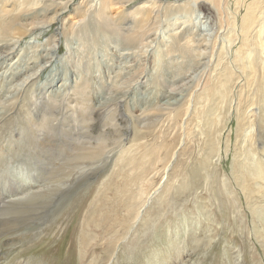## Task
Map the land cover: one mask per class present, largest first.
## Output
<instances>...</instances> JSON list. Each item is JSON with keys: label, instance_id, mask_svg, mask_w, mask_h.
<instances>
[{"label": "rangeland", "instance_id": "obj_1", "mask_svg": "<svg viewBox=\"0 0 264 264\" xmlns=\"http://www.w3.org/2000/svg\"><path fill=\"white\" fill-rule=\"evenodd\" d=\"M66 1L68 0H57L52 6H47L44 14L41 13L34 17L33 21L35 19L44 21L52 17L53 9L56 8L59 12V19H56L50 27L38 28L36 32L34 31L33 36L28 35L24 38L15 54L0 60V111L9 110L7 117L0 121V153H3L2 158H0V194L12 190L24 181H37V186H30L32 190L44 188L48 185L47 178L55 181L52 175L57 173L55 167L59 170L61 165L58 162L57 165L54 163L55 167H51L55 152L53 155L50 153L48 159L41 158L40 164H34V162L25 163L26 157L22 154L20 157H15L12 149L9 150L8 148V130L15 131V133L19 131V127L8 128L10 126L9 120L18 118L21 123L26 124L22 116H25L27 109L21 108V104L25 102L24 99H27L28 93H30L28 92L29 89L37 94L42 93L41 95L45 96V99L50 96H59L58 99L60 100L64 94H68L66 89H63L64 87L60 88L62 86L61 81L66 78L68 86L69 84L70 86L73 85L74 81L88 80L91 90L100 94L109 93L111 86L119 84V89L128 93L129 101L134 98L140 99L144 96L142 90L144 81H141V77L144 76L145 80H151L154 77V62L158 60L159 55L166 54L171 40L169 33L181 28L180 21L186 20L182 15L184 12L180 14L172 9L175 5H182V2L186 0L179 2L166 0L158 7L160 11L159 23L155 26H149L152 29L149 31L148 38L142 43V47L132 46L129 48L125 43L128 33L124 28L129 26L133 19L128 17L123 20L120 19L123 18L124 10L133 11L146 0H114L112 14L117 17L116 28L121 27V30L119 29L120 33L112 36L101 31L98 20L94 16V12L100 7V0H69L68 4L65 3ZM83 1L85 2L82 3ZM204 1L209 4L212 3L209 0ZM257 1H260L261 7H264V0ZM43 2L47 4L45 0ZM9 3L12 5L14 2L8 0L7 3H0V6L5 7L4 13L0 15V28H2L3 22L12 17L10 13L12 7ZM61 5L64 7L62 8ZM83 8L87 12L86 17L76 16L77 9L81 11ZM216 10L217 19L212 23L216 27L214 30L218 29L217 38L219 40L215 38L216 42L214 41V43L216 44L213 45L215 49L212 46V60L202 61V64L204 61L207 62L209 68L204 69L205 71L200 69L201 71L196 73V78L191 83L192 87L174 85L159 88L160 94L172 93V91L179 93L182 89L189 88L192 98L190 96V103L186 105L184 102L185 106L182 108L183 111L188 109V113L186 112V115L180 117L181 119H174L173 115L170 116L165 111L156 126L147 122L137 125V129L133 128L132 123L127 119H121L120 128L122 130H120L119 136L123 134V140L126 142L121 150V155L128 150V162L126 158H123V161L120 153L117 152L112 158V162L104 170L92 175L90 179L84 180V183L77 184L78 181H73L75 184L70 183L72 188L62 190L55 197L45 199L40 204L29 208L17 205V210L13 214L10 213L9 206L0 205V264H147V260L159 254L169 240L179 246L181 251L180 254L170 253V264H264V220L252 212L253 209H250L246 201V195L240 190V185L234 181L236 164L246 163L242 162L244 156L239 157L241 152H244V155H250L252 164L262 158V154L259 152L261 144L257 145L258 148L251 147V140L249 139L252 135L258 134L254 116V112L257 110L253 106L248 107L250 105L248 97L251 96L252 92L245 85L246 77L239 70L238 59H236L237 52L242 46L238 37L239 27H232L235 29L234 33L228 34V30L231 28L227 27V23L232 24L236 20L234 16L240 12L236 0H221ZM238 17L237 20H239ZM66 19L67 21L64 23ZM73 23H76L75 29L77 31L85 28L83 26H87V28L81 33L78 32V35H72L69 30H71ZM120 24L126 26L122 28ZM222 26L224 29H220ZM65 27L68 31L62 34L61 30L64 31ZM208 27L206 34H214L213 26ZM56 34H60L59 49L53 58L67 56L69 52L67 41L71 40L74 62L65 61L64 64L59 60L52 62L42 73L39 72L36 75L33 86L35 89L30 88V84L23 88L19 87L20 78L16 79L19 74L18 71H20L19 68L22 69L19 65H22L24 69H29V73L38 70V67L46 59H39L38 56H41L42 52L33 46L46 43ZM0 39V47L8 44V39L4 35L0 36ZM95 42L97 44H94ZM223 44H226L227 54L224 56L226 60L222 62V65L227 62L230 63L229 67L237 74L236 81L230 91L228 103L224 102V105V103L216 101L213 103L214 105H211L214 106V109L219 108V111L215 112L216 115L213 116L214 109L210 107L212 111L209 115H212L197 121L200 107L195 106L194 98L202 92L204 93L207 85L213 84L217 73L223 72L222 65L217 67L220 59L218 56ZM173 61L169 60L167 70L175 67L177 63ZM74 66L76 67L74 68ZM31 67H35V69L31 71ZM67 70L68 72H66ZM163 75L164 77L168 76L166 71L163 72ZM59 78L61 80L58 82ZM205 95L208 96V94ZM76 97L78 99L80 95ZM145 98L148 101L159 99L153 98V94L145 95L144 100H146ZM77 99L75 98V101L80 102ZM92 99L94 98L92 97ZM207 103V101L203 103V111L208 109ZM44 112L46 115L40 114L39 120L41 117L49 118L52 113L55 115L57 113L56 109L51 107L45 109ZM239 114L244 118L246 117V120L240 122ZM215 116H218L216 118L217 123L214 124L213 128H210L207 125L208 119H213ZM170 117L171 119H169ZM147 124L149 126L146 128ZM101 125L100 122L95 123V134L100 133ZM26 127L32 132H37L40 125L26 124ZM28 129L27 134H29ZM55 129L57 130L58 127ZM214 129H216L215 143L218 152L208 161L206 156L210 153V145L214 141L207 138L206 132L208 130L213 132ZM45 131L49 137L55 134V131H50L47 128ZM108 136L112 138L111 134ZM15 138L13 137L14 140H16ZM170 145H174V149L170 150ZM131 158H135V161H129ZM118 159L121 160L119 164L123 161L120 167L116 165ZM133 162L136 163L133 164ZM167 162L170 163L165 171L167 174L164 176L163 167ZM123 163L126 168H121L124 167ZM202 168H206V171H203ZM115 170L118 173L120 171V173L118 174ZM58 172L60 174V170ZM127 173L130 174L127 175ZM137 174L142 179L145 178L144 175L147 176L144 181L145 184H148L150 179L155 182L154 188H150L151 193L149 192L150 195L147 198L141 199L139 197V201L137 198L135 203H131L133 206L129 202L127 205L124 203L126 197L123 191L127 193L135 191L137 187L133 186L131 181L137 177ZM198 174L208 178V186H206L207 183H203L200 188L193 191H184L187 182L194 180ZM246 174H243L242 177L248 178V174ZM132 175L133 177L130 179ZM122 178L130 179V184H126ZM257 184H261V182L253 185L257 186ZM69 192L72 193L71 196L68 195ZM114 196L119 198L115 200L113 199ZM253 197L256 206H263L264 200H260V195L255 194ZM146 199L148 202L142 206L141 203ZM124 204L127 206L126 208ZM203 205L209 208V221L201 210ZM115 208H121V210L116 211ZM119 213L120 216H118ZM124 215L128 217L126 216V218ZM129 218L133 219L130 225L124 222L123 226L121 219L129 220ZM109 227L110 231L108 232ZM177 231H181V234L177 235ZM116 239L118 242L112 249V243L113 241L116 242ZM191 239L195 240L196 243L190 245ZM107 240L110 242L107 243ZM110 250L113 252L108 255Z\"/></svg>", "mask_w": 264, "mask_h": 264}, {"label": "bare ground", "instance_id": "obj_2", "mask_svg": "<svg viewBox=\"0 0 264 264\" xmlns=\"http://www.w3.org/2000/svg\"><path fill=\"white\" fill-rule=\"evenodd\" d=\"M45 1L47 2L48 5L45 4V2H43V0H13L14 3L13 4L11 3L12 5H10V3H9V5L12 7L11 12H10L12 14V17H10L5 22H3L2 23L3 26H2V28H0V36L4 35V37L6 39H8V44H6V46L4 45V46L0 47V60H3L4 58H7V57L15 54L17 48L19 47V45L22 44V42L24 41V38L26 36H28V35L33 36L35 34V32L38 30V28H48L52 25V23L56 19H59V17H58L59 12L55 8L52 10V17L48 18L47 20L39 21V19H35L33 21L34 17L43 13L44 10L47 9V6H52L53 4L56 3L57 0H45ZM100 1H101L100 7L94 12V16L98 20V23L101 27L100 28L101 31L104 34H111V36L113 34L120 33L119 29L121 27L116 28V26H115V23H117V17L112 14V7L115 4L114 0H100ZM165 1L166 0H149V1L146 0L144 3H141L140 6L136 7L133 11H128V10L123 11V14H122L123 18L120 20H123L127 17L133 19V22H131V24L129 26H127L126 28H124L126 26L125 24H120V26H122V28H124V30L128 33V36L126 38L125 43L127 44V46L129 48L132 46H137V47L141 46L142 47V43L148 38L149 33H150L149 31L152 29L149 26H151V25L155 26L157 23H159L160 11L158 10V7L161 6V4L164 3ZM173 1L179 2L182 0H173ZM209 1L213 3V4L210 3L211 5L218 7L221 0H209ZM2 2L4 4V3H7L8 0H0V3H2ZM84 2L85 1H83L82 3H84ZM65 3L68 4L69 0L66 1ZM182 3H183L182 5L173 6L172 9L176 10V12H178L180 14H182L181 12H184V14H182V15H184L186 20L180 21V25H182L181 28H178L177 30H173V32L169 33L171 40L168 44V50H167L166 54L164 53V55H159L158 60H156L154 62V64H155V66H154V77H152L151 80H145L144 76L141 77V81H144L142 83V90L144 91V96L142 98H140V99L134 98L131 101H129L128 100V93L119 89V84L116 86H111L109 93L100 94L98 92H93L91 90L90 83L88 80H83L80 82L74 81L73 85L70 86V84H69V86H68V84L66 83V78L64 79V81H61L60 84H62V86H60V85L59 86H60V88L64 87L63 89H66L68 94H64L60 100L58 99L59 96L51 97L50 95H48V96H50L48 99H45L44 98L45 96L43 97L41 95L42 93L37 94L34 91L29 89L28 92H30V93H28L27 99H24V101L26 103L24 102L23 104H21V108L27 109V111L25 112V116L24 117L22 116V119L26 121L27 125H33L34 124L35 126L40 125V127L38 128L37 132H32L27 127L25 128L26 124L24 125L23 123H21V120H19L18 118L16 120H9L8 119L10 122L9 123L10 126H8V128L12 129L13 127H15V128L19 127V131L16 133H15V131L8 130V132H7V137H9V139H8L9 140L8 141L9 147L8 148H9V150L12 149L15 157H20V155L22 154V156L24 155L26 157L24 160L25 163H28V162L33 163L34 162V164H36V163L40 164V162L42 161L41 158L48 159L49 158L48 155L50 153H52V155H53V152H55V153L57 152V154L54 153V155H53L54 159L52 161V165L51 164L50 165H51V167L52 166L55 167V165H57L56 163L59 162L61 164V165L59 164L60 165L59 166L60 174H58L59 170L57 169V167H55V170L57 171V173H56V175H52V177L55 178V181H52L53 179H51V178H47L46 181H48V185L45 186L42 184L45 187L39 188L38 190L37 189L32 190L30 188V186H37V183H36L37 181L36 182H35V180L34 181H24L23 183L19 184L18 186H15V188H13L12 190L1 193L0 194V205L9 206L8 208H9V210H11L10 213L13 214V213H15L14 211L17 210V205L23 206L24 208H29V207L35 206L36 204H40L45 199H51L52 196L55 197L58 193H60V191L62 192V190L65 191L66 189L72 188L73 186H71L70 183H72L73 181H75V182L78 181V182H76L77 184H79L81 182L84 183L83 182L84 180L86 181V179H90V177L92 175L99 173L101 170H104V168H106V166L110 162H112V158L114 157V155L117 152H119L121 155V150L126 143L123 140V138H124L123 134H122V136H119V133L121 132L120 130H122L120 128L121 127V119H127L129 122L132 123V127L133 128L135 127L137 129V127H136L137 125H140L141 123H147V122L151 123L152 126H156V124L159 122L160 118L164 115L165 111H167L170 114V116L173 115L174 119L175 118L178 119L180 117L182 118L184 115H186L188 113V109L183 111L182 108L185 106V104L188 105V103H190V99L192 98L191 91L189 90V88H184L179 93H176V91H172V93L169 92V93H164V94H160L159 88L160 87H170V86H174V85H183V87H185V86L192 87L191 83L193 82V79L196 78L195 77L196 73H198V71L200 69H203V70L207 69L208 64L205 61H206V59L212 60V57H213L212 46L216 44V43H214V41L216 42L215 38L217 40H219V39L217 38L218 37V29L214 30L216 27H215V24L212 23L215 19H217L216 18V16H217L216 7L211 6L209 3H206L204 0H200V1L199 0H186ZM166 4H164V5H166ZM261 4L262 3H260V1H257V0H236V5H237V8L240 12V13L237 12V13H239L238 14L239 17H238V15L234 16V17H236V20H234V22L232 24L227 23V27L229 26L231 28L228 30V34L234 33L235 29H232V27L236 28L238 26L239 30H240V33L237 32V33H239L238 34L239 36L238 35L237 36L239 37V40L242 42V46L240 47V49L237 52L236 59H238L237 62L239 65V70L242 72V75H244L246 77V81H244V82H246L245 85H247L248 89H250V91L252 92L251 96L249 95V97H248V103L250 104V105H248V107L253 106V107H255V110H257L256 112H254V114H255L254 116L256 119L255 124L257 126L258 134L256 136L252 135V137H250L249 139L251 140V143H250L251 147L255 146L258 148L257 145L261 144V148L259 149L260 150L259 152L262 154V158L260 160H257V162L255 164H252L251 159L249 158L250 155L249 154L244 155V152L243 153L241 152L239 157L244 156V159H242V158L241 159H242V162H246V163H244V164L243 163H237L236 164L235 170H234L235 171L234 174L236 176L234 175V181L236 184L240 185L239 186L240 190L243 192L244 195H246L245 196L246 201H247L250 209L251 210L253 209L252 212L256 216L258 215L260 217V219L264 220V204H263V206H256L255 201H253V199H254L253 196H255V194L260 195V200H262V199L264 200V7H261L262 6ZM63 7L64 6H62V8ZM4 8L5 7H3V5L0 6V15L4 13V11H5ZM49 10H51V9H49ZM86 13L87 12H86L85 8H83V9H81V11H79L77 9V13H75V14H76V16L78 15L80 18H84V17H86ZM241 13H242V15H241ZM75 14H74V16H75ZM237 17L239 18V20H237ZM65 18H67V17H65ZM70 19H68V20H70ZM22 21H25V22H22ZM64 21H65L64 23H66L67 19ZM71 21H73V20H71ZM71 21H69V22H71ZM176 24H178V23H176ZM210 25L213 26L212 30L215 32L212 35L206 34V30H208V28H209L208 26H210ZM160 26H159V28H160ZM76 27H77L76 23H73L71 25V30H69V31L72 33V35H78V32L81 33L82 30H85L87 28V26H83L85 28H82V30L77 31L75 29ZM222 28H223V26L220 29H222ZM65 31H68V30H66V27H65L64 31L61 30L62 34ZM151 32H153V31H151ZM254 32H256V33H254ZM59 37H60V34H56L55 36H52L49 40H47L46 43L41 44L39 46H33V47H35L36 50L39 49V52H42V54H40L41 56H38L39 59L42 60L45 58L46 60L39 67L37 66L38 70H35L34 72H31V73L28 72L29 69H24V67L22 65H19L22 67V69L19 68V70H20V71H18L19 74L16 76V79L20 78L19 79L20 84H18L19 87L23 88L24 86L26 87L29 84H30V88L33 87L35 85L36 75L39 72L42 73V71L44 69H46L48 66H50L52 64V62H55L58 60L60 62H62L63 64L65 61H69V63L74 62V60L72 59V55H73L72 49L73 48L71 47V43H70L71 40L67 41V43H68L67 49L69 51L68 55L63 56L61 58H59L60 57L59 56L57 59L53 58L59 49V42H58ZM67 38H69V37H67ZM230 41H232V40H230ZM94 44H97V42H95ZM229 44H231V42H229ZM134 48H136V47H134ZM213 48H214V46H213ZM221 48H222V50L218 56V58L220 57V59L218 60L217 67L218 66L221 67L222 62L224 60H226L224 57L227 54L226 44H223V47H221ZM137 49H139V48H137ZM161 51H163V50H161ZM76 53H77V51H76ZM123 54H125V53H123ZM37 55H39V54H37ZM139 55H140V53H139ZM34 60H36V59H34ZM146 60H147V58H146ZM169 60L170 61L174 60L173 62H176L177 64L175 65L174 68L171 67V69L167 70V66L169 65ZM203 60H205V61L202 64ZM13 63H15V62H13ZM229 64L230 63L227 62L224 65H222L223 72L216 74V79L213 82V84L207 85V88L204 91V93L202 92L200 95H198V97L195 96L194 104L196 107H200L197 121H200V119H204L205 116L208 118L212 115V114L209 115V113L212 111L210 109V107H213V109H214V106H211V105L213 103H215L216 101H220L221 103H224V102L228 103L230 91L233 89L232 87L234 86V83L236 81L235 78L237 75L236 72L229 67ZM136 65H137V63H136ZM172 65H173V63H172ZM32 67L30 69L31 71L35 69V67L34 68H32ZM75 67L76 66H74V68ZM165 71L167 72V75H168L167 77H164V75H163V72H165ZM66 72H68V70ZM73 72H75V71H73ZM160 73H162V74L159 75ZM117 74H119V73H117ZM65 75H66V73H65ZM111 75H112V73H111ZM158 75H159V77L156 79V77ZM60 80H61V78L58 79V82ZM122 82L124 83V81H122ZM150 94H153V98L155 97V98H159V99L154 100V101L150 100L151 102L148 101L146 98H145L146 100H144L145 95H150ZM205 94H208V96H206ZM30 95H31V97H30ZM78 95H80V97L78 98L80 100V102L75 101V98L77 99L76 96H78ZM97 95H99V96L97 97ZM190 96H191V98H190ZM92 97L94 99L91 100ZM205 101L208 102L207 105H209V106H208L207 110L203 111L202 106L204 105L203 103ZM184 102H185V104H184ZM73 103H74V105H73ZM224 105H225V103H224ZM48 107H51L54 110L56 109V111H57L56 115L54 113H52V116H50L49 118L41 117V119L39 120L40 114H42L43 116L46 115L44 110L47 109ZM3 109H5V108H3ZM218 111H219V108L216 107L213 111V116L216 115L215 112H218ZM8 113H9V110L0 111V121H2L4 118H6ZM217 117L218 116H215L213 119H210V118L208 119L209 122L207 123V125L210 128H213L214 124L217 123L216 122ZM245 118L243 116H240V114L238 115V119L240 122H243V120H246ZM169 119H171V117ZM96 122H100L102 125L100 126V133L98 132L95 134L94 128H95ZM148 126H149V124H147L146 128ZM55 127H58V129L56 130ZM46 128L49 129L50 131H55V134L51 137L47 136V134L45 133ZM208 128H206V129H208ZM27 129L29 131V134H27ZM208 131L206 132L207 138L213 139V141H214L210 145V148H211L210 153H208L206 156V159L208 161H210V159L218 151H217V145L215 143L216 129H214L213 132L212 131L208 132ZM240 133H242V132H240ZM110 134L112 135V138H110L108 136ZM48 135H49V133H48ZM15 136H18V138H15ZM13 137L16 140H14ZM245 137L247 138L246 135H245ZM177 141H178V139L176 140V142ZM218 144H219V141H218ZM7 146H8V144H7ZM174 147H175L174 145L169 146L170 150L174 149ZM127 153H128V150L125 151L124 154L121 155V158L122 159L126 158V160H127V158H128ZM2 154L3 153H0V158H2L1 157ZM130 154H131V152H130ZM10 155H11V153H10ZM121 158H119V159H121ZM119 159L116 162V165H118V167H120V165L124 161V159H123V161L120 162V164H119V161H121ZM129 161H131V162L135 161V158H131V160H129ZM127 162H128V160H127ZM20 163L23 164V162H21V161H20ZM54 163H55V165H54ZM124 163H123L124 167H121V168H126ZM134 163H136V162H133V164ZM169 163L170 162H167L166 165L163 167V172L166 171ZM0 165H1V163H0ZM17 165H19V164H17ZM25 165H28V164H25ZM132 165H128V166H132ZM44 169H45V167H44ZM117 170H115V171L117 172ZM202 170L206 171V168H202ZM50 171H51V169H50ZM123 172H124V170H123ZM119 173H120V171H119ZM245 173L248 174V178L242 177V175ZM129 174L130 173H127V175H129ZM166 174H167V172L164 173V176H166ZM132 177H133V175L131 176V178L130 177L129 178L132 179ZM144 177L145 178L142 179L137 174V177L131 181L133 186L135 185V187H137V188H135V191H131V193L130 192L127 193V192L123 191V194L126 197L125 201H124L125 204L127 203V205H129V203L130 204L135 203L137 198L139 201V197L141 199H143L144 197L147 198L150 195V193H151L150 188H154L155 182H152V180L150 179L151 182L149 181L148 184H145L144 181L146 180L147 176L144 175ZM204 177H205L204 175L203 176L199 175V174L196 175L194 180L187 182V184L185 186L186 190H184V191H193L196 188H200L203 183H207L206 186H208V178H204ZM109 178H110V176H109ZM130 179L125 180V178H124L123 180H125L126 184H128L130 182ZM4 181H5V179H4ZM75 182H73V183L75 184ZM254 182L255 183L261 182V184H257V186L256 185L254 186L253 185V184H255ZM11 184H12V182H11ZM34 184H36V185H34ZM125 186H127V185H125ZM206 186H204V187H206ZM74 187H75V185H74ZM125 188H128V187H125ZM129 189H131V188H129ZM70 192H72V191H70ZM70 192L68 194L69 196H71V194L73 193L72 192L70 194ZM120 192H121V190H120ZM130 194H131V196H130ZM117 198H119V197L114 196L113 199L116 200ZM250 201H252V202L250 203ZM121 202H122V200H121ZM140 202H138V203L140 204ZM147 202H148L147 199L144 200V202L141 203L142 206H145V204ZM66 203L67 202H65V204ZM125 204H124V206L126 208L127 206ZM117 205H115V206L117 207ZM131 206H133V204H131ZM136 207H137V205H136ZM33 208H35V207H33ZM116 209L117 208H115V210ZM118 210L120 211L121 208L117 209L116 211H118ZM125 210H124V212H125ZM201 210L204 213L205 218L209 221L210 220V217L208 215L209 208L206 205H203V206H201ZM126 213H128V212H126ZM113 214H115V213H113ZM113 216H115V215H113ZM118 216H120V213ZM135 217H136V215H135ZM132 220L133 219H130V218H129V220L121 219V223H123V226H124V222L127 225H130ZM116 221H115V223H116ZM120 226H122V225H120ZM121 230H122V228H121ZM109 231H110V227H109L108 232ZM180 234H181V231L180 232L177 231V235H180ZM190 241H191L190 245L196 243L195 240L191 239ZM108 242H110V241L107 240V243ZM117 242H118V240L116 239V242L113 241L112 246H111V243L109 244L112 247V249L115 247V244ZM203 247H204V245H203ZM112 252H113V250H110L108 252V255L111 254ZM170 253L180 254L181 251L179 250V246L175 245L173 242H171L169 240L168 243H165V248L163 250H161V252L159 254H157L153 257H150V259L147 260L148 261L147 264H170V259H171Z\"/></svg>", "mask_w": 264, "mask_h": 264}]
</instances>
